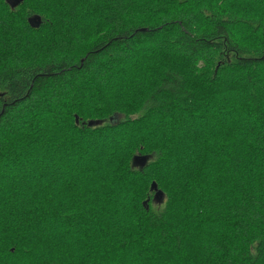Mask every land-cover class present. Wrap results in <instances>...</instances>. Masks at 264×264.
<instances>
[{
    "label": "trees",
    "instance_id": "trees-1",
    "mask_svg": "<svg viewBox=\"0 0 264 264\" xmlns=\"http://www.w3.org/2000/svg\"><path fill=\"white\" fill-rule=\"evenodd\" d=\"M0 264H264V0H0Z\"/></svg>",
    "mask_w": 264,
    "mask_h": 264
},
{
    "label": "water",
    "instance_id": "water-1",
    "mask_svg": "<svg viewBox=\"0 0 264 264\" xmlns=\"http://www.w3.org/2000/svg\"><path fill=\"white\" fill-rule=\"evenodd\" d=\"M7 3L11 6L12 9H15L17 6H19L23 0H6ZM29 23L33 28H38L41 24V18L39 16H35L33 18L29 19ZM78 117H76V122L78 123ZM99 122H93L91 121L89 123L90 126L97 125ZM148 160L147 156H136L134 158L133 165L134 166H142L144 165ZM151 189L155 192V201L158 202V200L164 199V193L158 189L156 183L152 184Z\"/></svg>",
    "mask_w": 264,
    "mask_h": 264
},
{
    "label": "rangeland",
    "instance_id": "rangeland-1",
    "mask_svg": "<svg viewBox=\"0 0 264 264\" xmlns=\"http://www.w3.org/2000/svg\"><path fill=\"white\" fill-rule=\"evenodd\" d=\"M26 34H27V33H26ZM30 60H31V61H34L33 58H31ZM31 61H30V62H31ZM27 62H28V61H27ZM163 202H164V199L158 200V203H160V204H162Z\"/></svg>",
    "mask_w": 264,
    "mask_h": 264
}]
</instances>
